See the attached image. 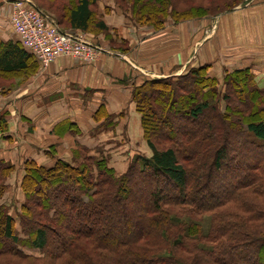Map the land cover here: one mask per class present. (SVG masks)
I'll use <instances>...</instances> for the list:
<instances>
[{"label":"trees","instance_id":"1","mask_svg":"<svg viewBox=\"0 0 264 264\" xmlns=\"http://www.w3.org/2000/svg\"><path fill=\"white\" fill-rule=\"evenodd\" d=\"M35 1L60 27L107 30L96 19V0ZM113 1L156 31L168 20L212 12L187 0ZM29 62L36 64L18 41H0L1 73L25 72ZM206 67L133 87L152 154L120 175L85 149L74 152L73 163L26 160L24 200L13 217L1 201L13 166L0 161V264H264V88L248 68L234 69L218 97ZM136 214L141 222L131 234Z\"/></svg>","mask_w":264,"mask_h":264},{"label":"crops","instance_id":"2","mask_svg":"<svg viewBox=\"0 0 264 264\" xmlns=\"http://www.w3.org/2000/svg\"><path fill=\"white\" fill-rule=\"evenodd\" d=\"M16 1L21 0H0V41H18L9 21ZM114 3L95 2L97 19L106 31L63 26L111 52L105 50L92 63L60 57L26 83L0 93V161L13 166L1 201L13 217L24 200L20 183L26 160L44 167L57 159L73 163L79 159L73 153L85 149L89 155H106L120 175L136 157L151 156L132 99L133 87L146 79L181 76L189 67L205 64L225 73L248 68L264 88V0L224 15L221 62L215 55L214 40L219 38L200 43L192 19L155 32L135 24Z\"/></svg>","mask_w":264,"mask_h":264},{"label":"built area","instance_id":"3","mask_svg":"<svg viewBox=\"0 0 264 264\" xmlns=\"http://www.w3.org/2000/svg\"><path fill=\"white\" fill-rule=\"evenodd\" d=\"M11 8L9 21L20 45L43 67L60 57L92 63L104 52L80 31L58 29L30 0L16 1Z\"/></svg>","mask_w":264,"mask_h":264},{"label":"rangeland","instance_id":"4","mask_svg":"<svg viewBox=\"0 0 264 264\" xmlns=\"http://www.w3.org/2000/svg\"><path fill=\"white\" fill-rule=\"evenodd\" d=\"M100 2L102 0H99ZM125 1V0H123ZM235 1V0H233ZM238 1L237 5L236 6H233L232 8L228 9V10H222L220 12H218V9H222L221 7H216L218 4L219 5H222V4H227V3H230L232 2V0H187L186 2H184V0H182L181 2H184L186 5L188 4H203L204 6L210 8V10H212L211 13H208L207 15H202V17H199V18H191L192 22H195L197 23V27H198V31H199V42L201 43L202 41L203 42H206V39L209 38V37H212V38H219L217 40H214V43L215 45L217 46V49L215 51V55L216 57H218V59H220V54H224V45H223V39H222V36L221 34H219L220 32V24H221V20L222 18L224 17V15H226L227 13H230L231 11H234V10H238L242 7H244L245 5L249 6L250 4H252L255 0H236ZM31 4H33L35 7H37V4L38 2H36L35 0H30ZM115 5H117V7L119 8L120 11L124 12L127 14L128 18L131 19L130 15H129V11L128 12H125L123 11V6L118 4V3H114ZM120 5V6H119ZM126 6V8H128V5L127 4H123ZM39 10H41V12L43 14H45V16L48 18V20L52 21L57 27L58 29H60L61 31H68L66 29H64L63 27H60L57 25L56 21H54L53 19H51L48 15H51L49 12H47V14L45 13V11L42 10V8H39L37 7ZM213 8V9H212ZM52 16V15H51ZM53 17V16H52ZM127 18V19H128ZM96 19H97V13H96ZM132 20V19H131ZM187 20H190V19H187ZM187 20H183V21H180V22H177V23H183V22H186ZM174 21L172 20H168V22L165 23V26H168L171 27V25L173 24ZM159 30H162V29H159ZM158 30V31H159ZM155 30V32H158ZM85 38V37H84ZM86 39V38H85ZM87 40V39H86ZM87 41H90V40H87ZM92 42V41H90ZM93 43V42H92ZM99 46L102 48V47H105V45L103 44H99ZM119 46H122L121 44H119ZM104 49V48H103ZM107 50L108 52H111L109 49H104V51ZM223 61V59H220V62ZM218 64V63H217ZM29 68L25 71V72H10V73H7V72H3L1 73L0 72V93H3V92H8V91H11L15 88H17V86H19L20 84L22 83H26L27 81L30 80V78L38 71V70H43L45 67L41 66V65H37V64H33L32 62H29ZM48 66V65H47ZM191 68V67H189ZM188 69H186L185 72H187ZM224 69L223 68H220L219 66L216 68H213L210 70V68L207 66L206 69H205V72L207 74H209L210 76H213L215 77V79L217 80V83L214 84L212 83L210 86V88H214L217 92H218V97H219V93H223L225 91H228L229 90V87L226 86V80H225V76H226V73L223 72ZM172 93V92H171ZM244 95H242L243 97ZM220 103H222V105L224 106V102H222L221 100L219 101ZM161 103V102H160ZM192 103L189 104V106L191 105ZM179 103L178 102H175V104L173 105V107L176 108V106H178ZM165 104H164V108H165ZM137 107V105H136ZM259 107H261L259 105ZM109 117V115H108ZM145 139V138H144ZM146 141V140H145ZM84 152H87L88 151H85ZM77 153H80V150L77 151ZM73 156H74V153H73ZM97 157H103V158H106V155L104 154H97L96 155ZM142 157H146L144 155H140ZM107 160V158H106ZM109 165V164H108ZM129 167V166H128ZM114 170V169H113ZM9 175V173H8ZM118 175V174H117ZM6 190V189H5ZM4 190V192H5ZM4 198V194L3 196L1 197V200ZM141 216L137 215L135 217H132L131 218V223L134 224V226L131 228V234H136V227H137V224L141 222V219H140ZM122 220V219H120ZM119 219H116L115 221V224L116 226L119 228V227H122V223L123 222H120ZM124 224V223H123ZM136 224V226H135ZM208 227V219L205 220L204 224H203V231L206 232V229ZM21 239L23 240H28L23 234L20 235ZM21 250H23L25 253L27 254H30V255H33V256H40V251H38L37 249H32V248H29L28 246H23L21 248ZM32 259H27L25 261L22 262V264H33L31 261Z\"/></svg>","mask_w":264,"mask_h":264}]
</instances>
